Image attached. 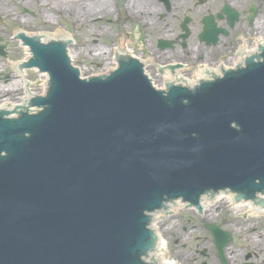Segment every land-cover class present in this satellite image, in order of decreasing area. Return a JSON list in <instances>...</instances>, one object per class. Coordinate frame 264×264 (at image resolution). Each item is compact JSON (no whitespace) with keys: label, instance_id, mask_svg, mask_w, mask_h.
Instances as JSON below:
<instances>
[{"label":"water","instance_id":"95a60500","mask_svg":"<svg viewBox=\"0 0 264 264\" xmlns=\"http://www.w3.org/2000/svg\"><path fill=\"white\" fill-rule=\"evenodd\" d=\"M30 45L25 65L50 81L45 96L0 109V264L154 263L149 213L169 200L264 195V64L161 92L134 59L84 79L64 43ZM182 207L156 222V256L192 264L208 233ZM206 227L221 253L229 233ZM249 248L235 238L229 249Z\"/></svg>","mask_w":264,"mask_h":264},{"label":"flooded vegetation","instance_id":"af4514ba","mask_svg":"<svg viewBox=\"0 0 264 264\" xmlns=\"http://www.w3.org/2000/svg\"><path fill=\"white\" fill-rule=\"evenodd\" d=\"M108 32L112 63L131 54L161 91H193L264 64V0H0V92L15 82L10 59L26 58L28 42ZM252 205L235 206L221 195L200 210L190 208L203 222L192 229H205L204 221L215 216L216 227L232 237L222 258L207 231L205 250L195 249L192 264H264V214L255 205L254 214L248 213ZM239 208L243 211L230 214ZM235 238L250 247L241 258L229 249ZM174 239L178 247L180 240Z\"/></svg>","mask_w":264,"mask_h":264},{"label":"rangeland","instance_id":"374dc122","mask_svg":"<svg viewBox=\"0 0 264 264\" xmlns=\"http://www.w3.org/2000/svg\"><path fill=\"white\" fill-rule=\"evenodd\" d=\"M76 47H70L71 55L73 57L72 64L80 69L81 76H96L98 74L107 73L112 66V52L110 45V34L107 35H97V36H86L82 38H76L73 40ZM96 53V54H95ZM11 68L15 66L17 60L10 59ZM111 67V68H110ZM28 80L31 81H40L37 73L28 72L27 74ZM30 81V82H31ZM16 83V82H14ZM18 84H20L18 82ZM39 86V83H36ZM35 86V84H34ZM8 88L10 86H7ZM31 88L33 89V85L31 84ZM10 89V88H9ZM33 91L42 92L40 87H35ZM34 92V93H35ZM1 93V92H0ZM25 93L24 91H19L18 89L14 91H3L0 94V103H4V99H8L7 103L14 104L19 100V96ZM6 103L3 104V106Z\"/></svg>","mask_w":264,"mask_h":264},{"label":"bare ground","instance_id":"6f19581e","mask_svg":"<svg viewBox=\"0 0 264 264\" xmlns=\"http://www.w3.org/2000/svg\"><path fill=\"white\" fill-rule=\"evenodd\" d=\"M69 51H70V50H69ZM70 54H71V52H70ZM95 54H96V53H95ZM71 57H72V55H71ZM72 59H73V57H72ZM110 68H111V67H110ZM22 75H23V74H22ZM41 77H42V79H41V80H42V81H41V83H42L41 90H43L44 83H45V82H44V81H45V80H44L45 76L41 74ZM43 77H44V78H43ZM22 97H24V95H22L21 98H22ZM21 98H20L19 100H21ZM3 101H5L4 103L7 104L8 99H4ZM4 103H3V102L0 103V107L3 106Z\"/></svg>","mask_w":264,"mask_h":264}]
</instances>
